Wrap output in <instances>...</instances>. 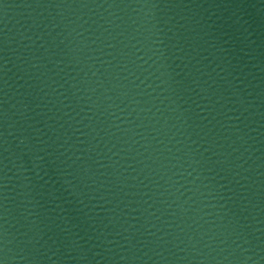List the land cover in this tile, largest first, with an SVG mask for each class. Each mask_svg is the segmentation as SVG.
Returning a JSON list of instances; mask_svg holds the SVG:
<instances>
[{"label": "water", "instance_id": "obj_1", "mask_svg": "<svg viewBox=\"0 0 264 264\" xmlns=\"http://www.w3.org/2000/svg\"><path fill=\"white\" fill-rule=\"evenodd\" d=\"M0 264H264V0H0Z\"/></svg>", "mask_w": 264, "mask_h": 264}]
</instances>
